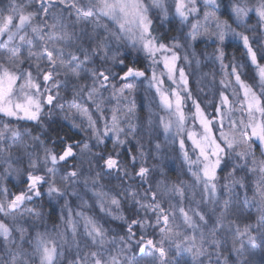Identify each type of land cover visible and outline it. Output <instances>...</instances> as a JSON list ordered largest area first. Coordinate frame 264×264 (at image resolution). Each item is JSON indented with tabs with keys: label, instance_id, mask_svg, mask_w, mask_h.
<instances>
[{
	"label": "snow or ice",
	"instance_id": "snow-or-ice-1",
	"mask_svg": "<svg viewBox=\"0 0 264 264\" xmlns=\"http://www.w3.org/2000/svg\"><path fill=\"white\" fill-rule=\"evenodd\" d=\"M173 2L174 11L170 7H165L164 0H151V5L160 10L162 20L168 21L171 15L181 26L186 25L190 17L199 14L200 0H173ZM202 4L206 9L203 21L197 20L191 23L186 33L180 29L183 43L180 42L179 37H172L173 43L170 46L153 34L154 20L149 17V8L143 0H28L27 3L9 0L7 12L0 9V38L6 37V39H0V117L10 118L7 121H0L3 123V127L0 128V160L8 163L6 173L18 172L19 170L12 168L11 160L14 153L11 149L16 148L20 141L24 143L19 144L18 151L27 158L26 187L18 194H12L10 199L5 189L4 198L0 199V213L15 222L18 218L14 213L18 209L26 202L45 195L50 200L72 196L81 199L82 204H86L87 201L83 200V196L77 190V186L82 183L85 189L84 194L91 192L100 212L113 221H120L126 228L124 235L112 236L109 239L108 228L97 219L83 212H76L75 216L80 217L84 222L81 238L77 230L79 221L74 220L73 213L69 211L67 228L64 232L51 234L48 231H37L33 240L28 241L33 250L31 255L39 259V264H61L60 258L65 256L66 246L69 252L75 248V256L69 264H138V258L129 256V253L136 249L139 253L145 254L146 264H174V261L169 259L172 251L171 243L166 246V242L175 241H178L175 243L176 254L190 253L192 264H203L201 257H211L212 253L204 247L206 241L216 248V264H229L230 255L220 250L219 241L216 239L217 229L222 226L228 214L229 201L224 202L223 211L216 216V226L211 230L210 235L202 230L209 223L205 214L195 209L190 210L192 214H189V210L179 206L178 211L183 224L192 230L193 234L189 236L174 231V228L179 227L175 223L177 206L172 205L170 209H165L160 199L161 195H178L181 197L182 205L184 198L182 186L168 185L161 180L156 183L155 189L149 184V187L141 192L133 190L131 185L123 187V179L117 186L119 191L105 190V185L100 183L102 174L111 175L113 171L129 180L138 177L142 182L148 183L151 171L146 166L147 160L143 158L145 156L143 151H140V158L134 154L131 156L130 165L122 164L119 160L120 149L135 138L138 131L137 126L132 123L136 113L135 102L128 107L125 114L128 120L127 129L121 126V120L115 109L109 123L102 108L104 93L109 88H111L112 98L118 103L121 98L127 100L135 91L128 83H123L117 88L113 83L117 76L121 81L146 76L145 71L131 66H126V70H123L125 60L120 52V46L123 44L130 45L134 51L145 53L153 65L158 63L156 59L158 54L162 55L168 79L177 84V88L182 85L181 91L187 93L186 96H182L180 91L172 90L169 93L168 90L163 89L164 81L155 71L148 81L149 86L156 89L161 105L169 113V119L160 117L159 121L167 139L173 126L178 132L183 131L186 120L182 110L183 104L186 99H192L184 69L179 70V81L175 76L176 62L180 59L176 49H193L194 42L201 38L215 40L221 46L229 36L233 40L242 41L243 49L246 50L243 53V56L247 58L246 61L236 63L234 58L231 72L226 71L220 83L225 90L233 87V95L238 97L230 77L234 78L235 85H238L239 90L243 92L239 110L247 113V122L243 119L239 124L231 121L230 133L221 131L219 141L222 143L218 142L212 136L210 127L212 120L206 117L197 100L192 99L195 116L199 119L206 135L203 139H197L195 133L188 134L194 149L198 150L196 160H191L188 152L185 151L183 139L180 140V150L196 184L203 185L204 203L212 204L216 203L218 170L222 168V165L232 162L233 167V171L225 176V189L231 191L237 184L243 188L244 183L235 179L234 172L247 166L248 158L251 156L252 166L248 168V171L255 173L259 170L260 173L254 199L261 207L262 215L259 222L264 226V161L258 165L254 155L257 148L264 155V63L260 62L264 61V44L258 42V46L254 47L250 37L244 31L237 30L239 27L246 30L259 28L264 33V0H257L255 4H250L249 0H229L226 6L228 16L236 27H233L228 19L221 20L217 15L220 9L225 7L222 0H202ZM252 13L257 18L255 25L249 23ZM210 24L215 25L213 30L205 26ZM202 27L203 31H201ZM113 44L116 45L115 48ZM37 46L38 51L34 50ZM26 47L28 51L25 56L23 50ZM216 53L215 60L220 61L222 69L227 68L228 66L223 63V48L218 46ZM97 58L100 61L99 64ZM183 58L188 63L194 59L197 66L200 64L194 49L191 59L187 53ZM248 61L256 73L253 79L258 78L259 81V95L254 91L255 86L246 83L242 78L245 74L244 69L249 67ZM25 64L28 67H23ZM117 64L121 66L122 74L112 70ZM69 86L73 100L68 102L66 111L64 103L57 101L62 98L60 89L62 87L67 89ZM125 92L129 96H125ZM78 97H86L91 105H95L99 113L97 119L92 118L88 108L77 103ZM45 105L58 108L64 113L62 117L64 120L72 122L73 128L84 133L86 139L82 145L79 141L75 144L66 143L58 152L55 148L46 146L39 135H32L30 128L13 126L12 120L41 123ZM233 110V103L229 96L225 94V91H221L215 109L221 128H223L224 119ZM77 115L87 119V127L74 122ZM49 116L51 118V109ZM101 121H103V130L99 126ZM148 123L149 125L153 123L151 116ZM122 136L123 139H121ZM26 137L37 149L36 153L25 151L28 146ZM57 138L63 143V138ZM108 139L112 141L110 152L105 154L103 151H93L92 141H95L94 147L99 148L101 145L106 146ZM137 144L139 145V141ZM76 148H79L78 153L74 150ZM160 149L161 144L156 143L155 150L158 152ZM77 157L80 162L68 167L69 160H76ZM239 161H243L244 164L241 165ZM83 162L89 165L87 173L83 170ZM137 162H139L138 169ZM62 165L65 167L62 168ZM192 165H196V170L192 169ZM97 166L100 171H95ZM245 199L247 200V197ZM124 201L131 206L132 216L124 214L122 207ZM65 207H67V201H65ZM28 211L36 217V222H39L40 213L32 212L31 209ZM141 212L144 213L143 216ZM22 216L23 214L21 218ZM232 223L229 224L230 229ZM251 228L250 224L243 228L239 225L235 227L231 253L236 255L239 264H248L245 251L257 247V238L251 234ZM16 230L20 233L21 241H24L27 230L19 225H16ZM137 230L139 231L138 239L136 238ZM149 230L153 232L158 230L160 238L158 240L148 238ZM68 231L71 232V240L67 238ZM261 231L264 232V227ZM11 235L12 228L0 220V237H3L6 247ZM181 235L183 240L179 239ZM84 249L87 250L81 255ZM8 250L12 254V264H21L18 257L29 256L26 251L13 252L11 248ZM23 264H28V261L24 260Z\"/></svg>",
	"mask_w": 264,
	"mask_h": 264
},
{
	"label": "rangeland",
	"instance_id": "rangeland-1",
	"mask_svg": "<svg viewBox=\"0 0 264 264\" xmlns=\"http://www.w3.org/2000/svg\"><path fill=\"white\" fill-rule=\"evenodd\" d=\"M0 1H5V3L0 5V9H2V7L3 8L7 7L9 4V2L6 0H0ZM143 2L149 8L148 15L150 18H153L151 16L158 17V18H160L159 20H161L163 23L166 24L169 21L172 24V26H173L172 33L170 34L169 41L167 42V44L169 46L173 43V41L171 39L172 37H179L180 42L183 43V36H182V32L180 31V29H182L183 33H186L190 29L191 23L196 22L197 20L203 21L204 11H206V9L203 8L202 0H200L199 14L196 16L190 17L189 22L186 25L181 26L179 24L178 20L175 19L171 15L169 16L168 21L162 20L160 10L152 7L151 0H143ZM228 2H229V0H226L223 2L225 7L221 8L220 11L217 13V15L220 17L221 20L228 19L229 23H232V26L236 27V25L232 22V19H229V16H228V10L226 7ZM249 3L255 4V3H257V0H249ZM164 4H165V7H170L171 10L174 11L173 0H164ZM5 12H7V9ZM251 16H252V18L249 21V23L252 25H255L257 18H256L254 13H252ZM161 21H157V22L159 23ZM205 26L208 27L209 30H213L215 28L214 24L205 25ZM203 30H204V28L202 27L201 31H203ZM237 30L238 31H244L245 34L250 37V41L253 43L254 47L258 46V42H260L261 44H264V33H262L259 28H257L256 30H246L243 27H239V28H237ZM162 33H165L164 29H163ZM0 39H6V37L0 38ZM226 45L230 46L228 48L230 53L226 49ZM218 46L222 47L223 51H224L223 63H224V65L228 66L225 69L221 68L220 61L215 60V55L217 54L216 48ZM115 47H116V45L113 44V48H115ZM193 49L196 52V57L200 60L199 66H197L194 59L192 60L191 63H188L183 58L185 56V54L187 53L189 55V58L191 59V53H192ZM193 49H187V50L185 48L176 49V52H177L178 56L180 57V59H178L176 62L177 68L175 71V76H176L177 81H179V70L181 68L184 69L186 76L188 78V81H189L188 89L192 93V99L197 100V102L201 105L202 110L205 112L206 117L209 120H212L213 123H212V125H210L211 130H212V136L214 138H216L218 142H221V141H219L220 133H221V131H223L225 133H230L231 121H235L237 124H239L241 119H243L245 122H247V119H248L247 113L239 110L240 103L243 100V92L239 90L238 85H235L234 78L230 77V79L232 80L233 86L235 87L236 91L238 92V97L233 95V87H229L225 90L224 86L221 85V83H220V81L222 79H224L225 72L226 71L229 73L231 72V66L234 62V58H235L236 63H243L244 61H246L247 58L245 56H243V53L246 50L243 49L242 41L233 40L231 38V36H229L226 39L224 45H222V46L218 45V43L215 40H208V39H204V38L198 39L197 41L194 42ZM235 49L239 53V55H237V56H233ZM27 51H28V49H27ZM120 52H124V54L128 53L129 55H133V56L134 55H140V56L147 57L145 53L134 51L131 48V46L127 45V44H123L120 46ZM26 55H27V53L25 54V56ZM169 55H170V53H169ZM156 59H157L158 63L156 65H153L152 61L148 58V61H147V62H149L148 69L143 70L146 73L145 77L129 78V80H127V81H121L119 79V76H117L113 80V83L116 85L117 88H119L121 86V84H123V83H128L135 89V91L130 96L127 92H125L124 95L129 96V98L127 100L121 98L119 100V103H118L117 100L113 99L111 96V88H109V90L104 93L105 99L103 101L102 108H103L104 115L107 118L109 123L111 122L113 110L115 109L117 116L121 120V126L124 127L125 129H127L128 120L125 118V114L127 113L128 107L133 102H135V105H136V113H135V117L132 120V123L137 126L138 131L135 135V138L131 139V141L129 143H126L125 145H123V147L120 149V154L122 156H124V155L127 156V153H128L129 156H131V155H133L134 152H137V153H134V155H137V157H139L140 151H143L145 154V157L147 158V162L152 163L153 166H155V167H153V170L156 169L157 165L161 166V168H162L160 173L149 174L148 183L142 182L139 178L136 179V181H133L134 178L132 180L123 179L124 180L123 187H128L129 185H131V188L133 190L142 192L143 189H147L149 187V184H151L153 189H155L156 183L158 181H161V180L165 181L168 185H173V184L177 185L178 183L173 182V181L178 180V178L181 177V179L183 181L180 183V185L182 186L183 191H184V198H183L182 205L185 206V196H186L187 201H188L187 204H190L191 206L193 204L196 205L195 197L199 196V195H203V197H204L203 185H197L196 183H194L195 178L193 177L192 172L189 171V166L187 163H185L184 158H183V153L180 150V140L183 139L185 141V149H189L190 152L194 153L193 154V156H194L193 161H194L197 159L198 150L194 149L193 144H192V140H190L188 138V134H189V132L195 133V137L197 139H203L204 135H206V134H205L204 129L202 128L200 122H199V119L195 116V107L193 106L192 99H186L184 101L183 108H182V110L184 111L185 116H186V120H185V123L183 126V131L178 132L177 128L175 126H173L170 133L167 136V139H165L164 130L160 126L159 121H160V117H164L165 120L169 119V113L161 105L160 97L157 95L156 89L154 87L149 86L148 81L151 79L153 71H155L157 76L164 81L162 88L168 90L169 93L172 90L180 91L182 96H186L187 93L181 91V89L183 87L182 85L180 88H177V84H174L172 82V80L168 79L167 69L164 68L162 55L158 54ZM262 63H264V61H262ZM248 64H249V67L244 69L245 74L242 78L245 79L246 83H248L250 85H254L255 86L254 91H256L257 94L259 95L260 87H259L258 78H256L255 80L253 79V77L256 75V73H255L254 69L251 67L250 61H248ZM117 67H121V66L117 65L112 70L114 72L120 73V70L117 69ZM161 74H163V75H161ZM61 79H62V77H61ZM221 91H225V94L229 96V99L233 103V107H234L233 112L230 113L224 119L223 128H221L220 119L216 116V111H215L216 104L219 102V96H220ZM60 92H61L62 98L57 102L58 103H64L65 110L67 111L68 102H71L73 100V94L71 91V87L69 86L67 89L62 87L60 89ZM173 99H174V97H173ZM77 103H80L83 107L88 108L89 114L92 116V118L94 120L98 118L99 113H97V111L95 109V105H91V102L87 101L86 97H78ZM50 109H51V115H54V117L60 118V120H64L62 118L64 113L60 112V110L58 108H55V107L49 106V105L44 106L43 115L45 114V115L49 116V110ZM150 116H151L152 121H153V123L151 125H149V123H148ZM54 117L52 116V118H54ZM257 118H259L258 113H257ZM4 119L6 121L10 118H4ZM173 119H175V118L173 117ZM1 120L2 119H0V121ZM2 121H4V120H2ZM26 122L28 123L30 121H26ZM43 122H44V120L42 117L41 123H39V124H37L36 122H31V123H34L39 127V125L42 124ZM74 122L77 125L87 127V119L86 118H82V117L77 115L74 119ZM16 123H18V122H16L14 120V126L19 127V126H17ZM65 123H67L73 130H75L77 132V134L80 136V139L82 136V139H81L82 142L80 143V144H82L84 142V140L86 139L84 133L79 131L77 128H73L72 122L65 120ZM99 126L101 127V130H103V121L100 122ZM2 127H3V123L0 122V128H2ZM32 135H34V133ZM123 138L124 137L122 136L121 139H123ZM25 140L27 141V145H28L27 148L25 149V151L36 153L37 149L34 146H32L31 140L27 137L25 138ZM108 140H110V142L112 143L111 139H108ZM137 141H139V145L137 144ZM93 142H95V141H93ZM9 143H11V141H9ZM21 143H24V141H20L17 143V147L14 148V155H13V158L11 160L12 168L19 170L18 172L6 173L5 169L8 168V163H5L3 160H0V199L4 198V195H5L4 190L8 189V187L6 186V183L7 184L9 183L11 186V190H7L9 199L11 198L12 194H18L21 190H23L26 187V183H25L26 171L25 170L27 169V158L23 156L22 152L18 151L19 144H21ZM156 143L161 144V149L158 152L155 150V144ZM140 145H142V148H140ZM48 147H50V146L48 145ZM11 151L13 152V149H11ZM254 155H255V159H256L258 165L261 161H264V155L261 154V151L258 148L256 149ZM18 157H19V159H18ZM77 161H78V159H77ZM251 161H252V157L250 156L248 158L247 166L243 167L242 169H238L234 172L235 179L241 180L245 186H246V181H244V180H245V176H247L249 173L248 168L252 166ZM73 162H75V160ZM78 162H80V161H78ZM239 163L241 165L244 164L243 161H239ZM83 164H84V162H83ZM86 166L83 167V170L85 173H87L88 169H86V168H88L89 165L86 163ZM187 167H188V172H187ZM184 168H185V170H184ZM222 168L224 171V173L222 174V178H223L224 182H223L221 187L223 188V193L225 195V198L221 201V204L217 203L218 201L216 198L215 204L205 203L206 204L205 207H207L209 209L221 207V211H223L224 202L227 200L230 202L228 214L230 213L231 210L236 214L239 211V205H238L236 197L238 196V193L241 192L242 195L244 196V201L246 203L248 202V200L253 202V210L255 211L254 219L259 221V214H260L259 211L261 210V207H260L258 201L256 199H254L255 188H256L257 183L259 182V179H260L259 170H257L255 173L251 172V174H253V176H254V180L251 183L252 194L248 195L247 190H245V187L242 188V187H240L239 184L235 185L231 189V191L225 189V187H224V185L226 183L225 176L227 175L228 172L233 171L232 162H227L225 165H222ZM195 170H196V168H195ZM121 180H122V178L121 179L117 178L113 182L112 180H109V179L104 178L102 176L100 183L105 185V190L112 189L115 191H119V188H117V186L121 184ZM132 181L135 183H133ZM229 183H230V181H229ZM46 187L47 186L45 185V188ZM77 190L80 191L81 195L83 196V200L87 201V203L82 204L81 199H78V198L72 197V196H68V197H64L62 199H59L60 201H62V208L60 209V212L57 213L58 219H59L58 220V223H59L58 227L60 228L59 229L60 232H64L65 229L67 228L66 221L68 219L69 211H71L73 213V219L79 221V224L77 226V230L81 234V238L83 235V224H84V222H83V219L75 216L76 212H81V211H83V213L85 212L84 213L85 215L91 216V217L97 219L98 222H100L104 226H105L104 223H106L107 226H105V227L109 229V232H112L113 228H115V225H113L114 221L111 220L110 217H107L104 213L100 212L99 206L96 204L95 198L91 196V192H88L87 195H85L84 194L85 189L83 188L82 183H81V185L77 186ZM70 191H71V189H70ZM246 197H247V200L245 199ZM248 197H250V199H248ZM121 199L123 200V197H121ZM160 199L162 200V202L166 199L167 205L169 207H171L172 205H176L177 206L176 215H177V213L179 212L178 207L181 206V197L180 196H178V195H170V196L161 195ZM65 201H67V207H65ZM26 203L14 213L18 218L15 222L12 221V219L10 217L6 218L2 213H0V214L2 216H4L8 221H10L12 226L16 227V225H19L22 227L23 223L26 222V220L33 222V220L30 217L31 214L28 211L29 208H28ZM246 205H248V203ZM122 207H123V211L126 209L129 211H132V208L127 203V201L123 202ZM192 209H195L196 211H198L196 206H193ZM32 212H34V211H32ZM21 214H23L22 218H21ZM124 214L127 216V213L125 211H124ZM189 214H192L191 211L189 212ZM143 215H144V213L141 212V216H143ZM32 218L34 220L36 219L35 217H32ZM62 218H63V220H62ZM154 219H155V217L153 216V221H154ZM257 221L253 220V222L247 223V225L250 224V225H252V228H255L256 226H259ZM40 223H41V225H43L42 222H40ZM37 224H39V223L37 222ZM182 225H183L182 226L183 228H181V230L179 232H182V233L189 235V236L193 234L191 229L187 228V226L184 224H182ZM232 227L234 228L233 224H232ZM232 227L230 229L229 225H227L228 231L232 235H234L231 238V240H233V238L235 237V229H234V231H232ZM37 231H39V230H37ZM37 231H35L34 237H35V234ZM40 232H41V230H40ZM233 232H234V234H233ZM51 234H55L54 231L51 232ZM251 234L253 236H255V232L254 233L252 232ZM112 236L113 235L110 233L109 239H111ZM67 238L69 240H71V232L70 231H68V233H67ZM179 239L183 240V235H181V237ZM28 241H31V239H27L26 237H25L24 242L21 241L20 233H19L18 238H14L9 244H10V246H13L14 243L19 244L16 247L14 246V249L16 248V250H18V251H21V252L26 251L29 253V256H27V257H25V256L18 257L21 264H23L24 260H27L28 264H29L32 262L33 259H34V261H36V262H34V264H39V259L37 257H34L31 255L33 250H32V247L30 246ZM176 242H178V241L170 242L171 244L174 245L173 246L174 251H175V243ZM197 242L199 243V240ZM25 243H28L29 247L27 245H25ZM10 246H8L7 249L11 248ZM110 247H111V245H110ZM231 248H232V243H231ZM73 249L75 250V248H72L71 251L69 252V250L67 249V246H66V248H65L66 255L67 256L68 255L69 256L75 255V251L73 252ZM86 250L87 249L82 250L81 255H83V251H86ZM249 252H250V250L245 251V258H248ZM181 254H188V256L190 255L189 257L192 260V256L190 253L182 252ZM66 255L64 256L63 259L66 258ZM8 264H12V255H10V257H9ZM66 264H69V261Z\"/></svg>",
	"mask_w": 264,
	"mask_h": 264
},
{
	"label": "trees",
	"instance_id": "trees-1",
	"mask_svg": "<svg viewBox=\"0 0 264 264\" xmlns=\"http://www.w3.org/2000/svg\"><path fill=\"white\" fill-rule=\"evenodd\" d=\"M9 2V0H6ZM226 1V0H222V3ZM28 0H17V3H27ZM3 3H5V1H0V5H2ZM35 7V6H33ZM2 9L4 11H6L7 7H2ZM32 10V9H29ZM153 17L152 19L154 20V28H155V32L153 33L156 36H159L161 38V41L166 43L169 41L170 38V34L172 33V29L173 26L172 24L168 21L166 24L163 23L161 20H159L160 18L158 17ZM157 21H161V22H157ZM104 23V21L102 22ZM164 27V28H163ZM163 29L165 30V33H162ZM161 32V33H160ZM229 45H226V49L229 51ZM34 50H39L38 46L34 49ZM226 50V51H227ZM24 51V55L27 53V47L23 50ZM123 54L122 58H124L125 60V65L126 64H131L132 66L139 68L140 70H146L148 69V65L149 62L148 58L145 56H140V55H129L128 53L121 52ZM239 55L238 51L235 49L234 50V54L233 56H237ZM262 63V61H260ZM97 63L99 64L100 61L97 58ZM109 65H111V62H108ZM23 67H28L27 64H25ZM115 67H113L114 69ZM122 74V72H121ZM89 82V81H88ZM90 83V82H89ZM52 116L54 117V115L50 116L48 115H43V120L44 122L42 124L39 125V127L31 122H26V121H20L16 124H18V126H25L28 127L32 130V134L34 133V135H39L40 138L42 140L45 141L46 146H50L55 148L56 151H61L63 148V143L65 142H73L74 140L78 139L74 134H72L70 132V130L68 129L67 126H65L63 124V122L60 120V118L58 117H54L52 118ZM0 119L4 120L5 119L3 117H0ZM190 119V118H189ZM1 120V121H2ZM7 121V120H6ZM57 137L63 138V143H61L60 139H58ZM55 142V143H53ZM185 151L188 152L189 157L191 160H193V154L192 152L189 151V149H185ZM189 166V165H188ZM63 168V165L61 166ZM193 170H195L196 165H192L191 166ZM227 168V167H226ZM222 169V170H221ZM220 170H218V191H217V203L221 204V201L225 198V195L223 193V188L221 187L223 184V178H222V174L224 173L223 168H221ZM185 170V168H184ZM187 172H188V167H187ZM254 180V176L253 174H251V172L248 173L247 176H245V180L246 181V186H245V190H247L248 195L252 194V187H251V183ZM183 180L181 179V177L178 178V180H174L173 182L178 183L177 185L181 186L180 183ZM194 183H196V181L194 180ZM6 186L8 187L7 190H11V186L10 184L6 183ZM238 191V190H237ZM238 205H239V211L235 214L232 210L230 211V213L228 215L225 216L223 222H222V226L219 227L217 229V234H216V239L219 241V246H220V250L226 254L230 255V261L229 264H239L238 258L236 257V255L234 253H231V243L233 240H231V238L234 236L232 235L227 228V225H229L230 223L233 224L234 228L232 227V231H234L236 225H239L241 228H243L245 225H247V223L257 221L256 219H254V215H255V211L253 210V202L248 200V205H246L247 203L244 201V196L242 195V193H238V196L236 197ZM248 199H250V197H248ZM187 198L185 196V206H183L185 208V210H192L193 206H196L198 211L202 212L203 214L206 215V218L209 220V223L206 227H203L202 230L206 233L209 234L211 233V230L216 226V216H218L221 213V207L220 208H214V212L213 209H209L206 206V204L204 203V197L203 195H199L195 197V203L196 205H190L187 204ZM28 208L31 209L34 212H38L40 213V221L38 222L39 224H37L36 219L34 220L32 217L34 216H30L31 219L33 220V222H30L29 220H26V222L23 223V228L26 229V238L27 239H31L33 240L34 238V233L37 230H41V232L44 231H48L49 233L53 232H60V228L58 227V215L57 213L60 212V209L62 208V201L60 200H50L46 195L41 197V198H36L34 199V201H30L26 203ZM162 206L165 209H170L171 207H169L167 205V200L165 199L162 202ZM127 213V216H132L133 212L129 211V210H124ZM192 213V212H191ZM259 219L262 215V211H259ZM177 219L175 221V223L177 225H179L178 228H174V231H180L181 228H183L182 224H183V219L180 216V213L178 212L176 215ZM36 218V217H35ZM196 219L198 220V217H196ZM0 220L4 221L5 223H7L11 228H12V235L9 239V243L14 239V238H18V231H16V227L12 226L10 221H8L4 216H2L0 214ZM43 225H41V223ZM182 223V224H181ZM259 226H256L255 228H251V233L255 232V237L257 238V247L255 249L250 250V252L248 253V264H264V232L261 231V228L264 227L260 224L259 221H257ZM105 226L106 223H104ZM113 225H115V228H113L112 232H109V234L111 233L113 236L119 237L121 235H124L126 232V228L124 226L121 225L120 221H114ZM234 234V232H233ZM137 239L139 238V231L137 230ZM148 238L150 239H155V236L152 234L150 235V231L148 233ZM159 239V238H158ZM157 239V240H158ZM234 239V238H233ZM25 241V240H24ZM23 241V242H24ZM168 243L170 242H166V246L168 245ZM19 244L14 243L13 246H10V244H8V246L11 247V249L15 252L17 251L16 248L14 249V246H18ZM25 245L28 246V243H25ZM8 246L6 247L5 245V241L3 239V237H0V264H8L9 262V257L10 255H12L9 250L7 249ZM173 244H171L172 247V251L170 253L169 259L175 262H178V264H192V260L190 259V255L188 256V254H180L177 256L176 252L173 250ZM29 247V246H28ZM204 247L208 249V251L210 253H212L211 257L209 258V256H204L201 257V260L203 261V264H216V260L217 257L215 255V251L216 248L215 246L211 245L209 242H205L204 243ZM18 249V248H17ZM75 250L73 249V252ZM65 255H66V251H65ZM75 255L72 256H67L66 258L63 259L64 257L60 258L61 264H66L68 261H70ZM129 256H134L136 258H138V264H146V256L145 254H141L139 253V250L136 249L133 252L129 253ZM36 260V259H35ZM34 259L32 260L31 263L29 264H34Z\"/></svg>",
	"mask_w": 264,
	"mask_h": 264
},
{
	"label": "flooded vegetation",
	"instance_id": "flooded-vegetation-1",
	"mask_svg": "<svg viewBox=\"0 0 264 264\" xmlns=\"http://www.w3.org/2000/svg\"><path fill=\"white\" fill-rule=\"evenodd\" d=\"M118 65V64H117ZM126 66H131V67H133V68H136V67H134V66H132L131 64H126L125 65V67L123 68V70H126ZM117 69H119L120 70V73L122 72V69H121V67H117ZM136 69H139V68H136ZM140 70V69H139ZM62 122H63V124L65 125V126H67L68 127V129L70 130V132L72 133V134H74L78 139H76V140H74L73 142H65V143H63V144H66V143H73V144H75L76 142H82L81 141V139H82V136H81V139H80V136L77 134V132L75 131V130H73L67 123H65V120H61ZM12 124H13V126H14V120H12ZM17 126H18V124H17ZM80 139V140H79ZM91 144L93 145V151H103L105 154H107L108 152H110L111 150H112V143L110 142V140H108L107 141V144H106V146L105 145H101L99 148H96V147H94V145H95V142H91ZM82 145V144H81ZM63 147H64V145H63ZM13 149V153H14V148H12ZM77 153L79 152V148H76V149H74ZM134 153H137V152H134ZM133 153V154H134ZM114 155V154H113ZM132 156V155H131ZM131 156H129V154L127 153V156H122L121 154H120V156H119V160H120V162L122 163V164H129L130 165V163H131ZM138 158H140V156L138 157ZM144 159H146L147 160V158L144 156L143 157ZM77 159H78V161H79V157H77ZM77 159L75 160V162H73L74 160H69V164H68V167H71L73 164H76V163H78V161H77ZM100 163H102V162H100ZM157 164V163H156ZM139 165V162H137V169H138V166ZM83 167H85L86 166V162H84V164L82 165ZM146 166H148L150 169H151V171H150V173L149 174H152V173H160L161 172V166H159V165H157L156 166V169L155 170H153V164L152 163H149V162H147V165ZM63 167H65V166H63ZM87 167V166H86ZM86 169H88V168H86ZM130 171H131V168L129 169ZM95 171H100V168H99V166H97L96 168H95ZM94 174V173H93ZM102 176L104 177V178H107V179H109V180H112L113 182H114V180L115 179H117V178H122V179H128L127 177H121L120 175H118L115 171H113V173L111 174V175H103L102 174ZM136 179H138V177H134V180L133 181H136ZM132 181V182H133ZM133 183H135V182H133ZM135 185V184H134ZM135 187V186H134ZM146 187V186H145ZM81 212H83V211H81ZM85 213V212H84ZM154 235L155 236V239H158V238H160L159 237V232H158V230L157 231H155V232H153V231H151L150 230V235Z\"/></svg>",
	"mask_w": 264,
	"mask_h": 264
}]
</instances>
